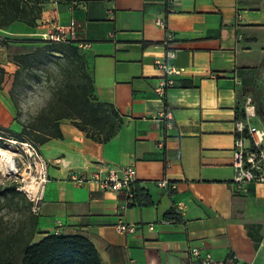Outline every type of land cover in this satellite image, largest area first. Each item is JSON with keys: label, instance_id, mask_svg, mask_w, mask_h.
Instances as JSON below:
<instances>
[{"label": "crops", "instance_id": "0c3cea01", "mask_svg": "<svg viewBox=\"0 0 264 264\" xmlns=\"http://www.w3.org/2000/svg\"><path fill=\"white\" fill-rule=\"evenodd\" d=\"M4 1L0 126L22 128L6 83L19 69L12 56L27 51L10 50L57 25L71 28L94 95L121 121L100 140L62 119L61 138L35 144L48 180L33 242L51 232L82 233L102 264H201L192 247L209 253L210 264H264V183L232 184L235 121L250 96L243 85L264 59V0H28L19 3L23 11ZM157 60L182 70L165 73ZM167 111L171 119L159 117ZM129 165L142 190L133 204L123 191L69 179ZM161 179L170 186H158ZM119 222L136 229L118 232Z\"/></svg>", "mask_w": 264, "mask_h": 264}, {"label": "trees", "instance_id": "16d2710c", "mask_svg": "<svg viewBox=\"0 0 264 264\" xmlns=\"http://www.w3.org/2000/svg\"><path fill=\"white\" fill-rule=\"evenodd\" d=\"M19 3L20 0L3 2L10 9L23 11ZM33 41H41L44 46L35 47L23 54H14L12 60L19 67L15 75L19 74L20 69L31 67L33 62L41 57L58 53L74 66L75 81L56 87L52 98L39 111V115L27 122H20L15 117L22 125L20 132L0 126V139L11 138L41 144L52 137L61 138L62 119H68L92 139L111 138L120 125V118L112 105L98 100L94 95L88 63L76 41L68 39L64 42H54L41 38ZM243 115L242 110L241 116ZM0 147H4L1 141ZM16 188V183H13L0 191V200L4 202L0 201V210L6 206L26 215L14 228L3 225L0 217V264H102L95 245L82 233L51 232L33 242L37 232L38 215L32 211L33 201L19 193ZM134 192L133 199L141 194L142 190L136 185ZM130 204H133V201Z\"/></svg>", "mask_w": 264, "mask_h": 264}, {"label": "built area", "instance_id": "2783aa9c", "mask_svg": "<svg viewBox=\"0 0 264 264\" xmlns=\"http://www.w3.org/2000/svg\"><path fill=\"white\" fill-rule=\"evenodd\" d=\"M23 3L28 0H20ZM173 2L174 0H168ZM73 38L71 28L63 25H57L50 32L43 33L41 39L46 41L64 42ZM170 55H173L170 53ZM156 64L162 68L165 73H180L181 68L170 66L163 61L157 60ZM167 85H172L171 80L166 81ZM255 109L251 103V97L245 99L244 115L235 121L236 135L233 144V176L232 184L236 190H240L246 183H264V126L258 128L253 122L255 117ZM162 119H171L169 111L160 113ZM167 125H171L167 121ZM10 141L19 144L20 161L24 166V171L31 175L35 180V187L28 191L30 199L33 201L32 211L37 213L40 208L41 193L44 185L48 180V164L47 160L39 152L37 146L29 141H18L9 139ZM69 179L81 185L84 183L94 182L100 189L123 191L127 197V203H131L134 197V188L137 185L136 169L133 165H129L122 169L99 167L95 172L87 175L85 173L72 172ZM157 185L167 188L169 185L166 179L157 181ZM173 186V185H171ZM184 204L176 203L174 211L176 214H183ZM165 222V221H164ZM116 230L121 233H133L136 227L132 224L119 222L115 225ZM154 224H148L149 230L154 229ZM190 253L197 257L201 264H210L213 262L209 253L201 255L199 247H192Z\"/></svg>", "mask_w": 264, "mask_h": 264}, {"label": "rangeland", "instance_id": "374dc122", "mask_svg": "<svg viewBox=\"0 0 264 264\" xmlns=\"http://www.w3.org/2000/svg\"><path fill=\"white\" fill-rule=\"evenodd\" d=\"M43 46L44 44L41 41H34L25 46H16L10 51L11 53L19 52L20 50L28 52L35 47ZM74 72V66L58 53H49L48 56L41 57V59L34 61L31 67L20 69L18 75L12 72V76L9 77L10 82L6 83V85L10 86L9 95L14 105L17 119L20 122H27L32 118L25 116L21 107L22 102L31 99L34 101L33 107H37L40 111L50 101L56 87L75 81ZM243 89L251 97V103L256 112L255 125L258 128H262L264 126V59L254 72L251 82L244 84ZM41 103L43 107H40ZM9 139L11 138H1L0 141L4 147L0 148L12 153L16 169L14 173L0 171V191L16 183V190L30 199L31 195L28 191L32 187L29 188L28 185L34 183V179L31 178V175H28L27 171H24V166L20 161V150H22L20 145ZM0 199H2L1 195ZM0 201L4 203L3 200ZM25 215L26 213L11 207L5 206L0 210L2 223L8 228L18 226L25 219Z\"/></svg>", "mask_w": 264, "mask_h": 264}, {"label": "bare ground", "instance_id": "6f19581e", "mask_svg": "<svg viewBox=\"0 0 264 264\" xmlns=\"http://www.w3.org/2000/svg\"><path fill=\"white\" fill-rule=\"evenodd\" d=\"M15 169L12 153L6 149L0 148V171L4 173H14ZM28 187H32L33 189L35 187V180L34 183L28 185Z\"/></svg>", "mask_w": 264, "mask_h": 264}, {"label": "clouds", "instance_id": "9594fccd", "mask_svg": "<svg viewBox=\"0 0 264 264\" xmlns=\"http://www.w3.org/2000/svg\"><path fill=\"white\" fill-rule=\"evenodd\" d=\"M34 101L29 99L25 102H22V111L25 113V116L28 117H35L39 115V109L37 107H33ZM40 107H43V104L41 103Z\"/></svg>", "mask_w": 264, "mask_h": 264}]
</instances>
